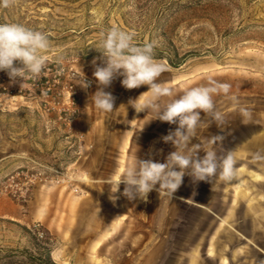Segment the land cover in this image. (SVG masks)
<instances>
[{"label": "rangeland", "instance_id": "374dc122", "mask_svg": "<svg viewBox=\"0 0 264 264\" xmlns=\"http://www.w3.org/2000/svg\"><path fill=\"white\" fill-rule=\"evenodd\" d=\"M4 23L44 32L51 46L39 78L13 83L0 71V264H47L46 249L56 264H264V0H14L0 7ZM113 26L134 32L137 45L156 42L166 69L157 82L173 90L162 106L209 79L231 86L213 96L224 124L201 112L191 143L223 135L211 148L234 155V180L186 174L173 198L153 190L146 201L128 200L121 184L113 203L110 183L89 179L99 168L119 175L130 162H81L93 147L87 139H121L135 159L161 163L175 150L162 137L178 125L130 104L148 86L128 90L117 77L105 89L114 111L92 104V60ZM256 131L257 141L243 142Z\"/></svg>", "mask_w": 264, "mask_h": 264}, {"label": "clouds", "instance_id": "9594fccd", "mask_svg": "<svg viewBox=\"0 0 264 264\" xmlns=\"http://www.w3.org/2000/svg\"><path fill=\"white\" fill-rule=\"evenodd\" d=\"M14 0H0V7L8 8ZM135 33L111 27L101 33L98 51L101 55L92 60L93 77L98 85L97 91L90 97L94 107L104 113L114 111L115 97L105 91L114 79L123 77L121 85L128 90L148 86L130 104L137 113H155L154 119L178 125L162 137L165 143H171L175 150L168 154L166 161L154 162L152 158L132 160L120 170L118 177L110 183L109 199L115 203L120 185H124L121 195L128 200H147L148 194L155 190L159 197L173 198L174 193L187 174L194 181L211 183V178L219 176L224 182H231L237 176L236 159L229 152L220 157L211 145L222 142L221 134L209 137L206 143L192 144L198 126L202 122L201 112L218 127L224 124L223 114L216 109L214 95H228L230 85L209 79L204 86L192 87L178 98L161 105L163 97L173 96V90L161 83L158 77L166 70L164 65L154 57L156 42L134 43ZM50 40L46 33L21 24H0V71L6 72L11 82L24 81L25 78H39L46 68L50 49ZM99 60V64L97 63ZM85 76L81 84L85 90L90 86ZM230 99L238 103L235 96ZM241 115L250 118V111L239 109ZM244 122H247L245 119ZM205 154L200 157L199 152ZM259 159V153L256 154ZM159 185V187H156ZM213 191V188H212ZM183 200V198H181ZM187 201V200H186ZM185 202V201H184Z\"/></svg>", "mask_w": 264, "mask_h": 264}, {"label": "crops", "instance_id": "0c3cea01", "mask_svg": "<svg viewBox=\"0 0 264 264\" xmlns=\"http://www.w3.org/2000/svg\"><path fill=\"white\" fill-rule=\"evenodd\" d=\"M85 132V133H84ZM87 129L83 130L84 137L87 138ZM97 138L100 139V137L97 136ZM106 138V136H105ZM109 138V137H108ZM108 138L103 139L99 141V139L92 141L88 140V143L92 144V149L88 150L85 158L81 160V162L87 163H95L96 165H120L122 163H129L132 160L135 159V155L129 152L128 150V144L126 142H123L121 139L119 141L111 142ZM259 132H253L249 135V137L246 138L245 141H257L259 139ZM106 140V141H105ZM87 148V147H86ZM138 154L143 155L144 152H137ZM116 167V166H115ZM118 177L117 173L114 172H104L100 170L90 171L89 179L93 181L94 183H109V181L115 180ZM105 185V184H103ZM92 197H83L79 200L83 205H87L91 208L92 211L100 212L99 206H97V202L92 200Z\"/></svg>", "mask_w": 264, "mask_h": 264}, {"label": "trees", "instance_id": "16d2710c", "mask_svg": "<svg viewBox=\"0 0 264 264\" xmlns=\"http://www.w3.org/2000/svg\"><path fill=\"white\" fill-rule=\"evenodd\" d=\"M169 60H170V59H169ZM44 258H45V261H46L47 264H56V263H54V262L52 261L48 249L45 250Z\"/></svg>", "mask_w": 264, "mask_h": 264}]
</instances>
